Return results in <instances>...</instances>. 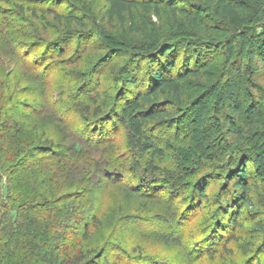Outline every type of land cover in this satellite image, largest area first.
<instances>
[{"label": "trees", "instance_id": "1", "mask_svg": "<svg viewBox=\"0 0 264 264\" xmlns=\"http://www.w3.org/2000/svg\"><path fill=\"white\" fill-rule=\"evenodd\" d=\"M74 1L81 8L60 12L57 5L42 3L23 7L22 14L29 12L37 15L42 12L53 17L57 23L64 24L69 32H75V28L80 32L86 31V2ZM88 1L93 5L97 0ZM103 1L106 4L104 19L111 26L116 23L124 25L129 19L135 29L139 13L160 18L163 8H167L175 28V33L168 36L156 35L148 29L146 40L129 44L125 49L129 52V65L122 69L124 95L118 96L117 101L122 103L119 118L126 128V144L118 142L119 137L103 139L102 133L88 126L83 127V133L90 134L89 139L70 133L67 116L59 113L62 105L69 104L66 103L65 87L61 88L55 102L48 93L42 95L40 106H48L52 111L48 107L34 109L31 106L33 104L26 99L32 96L36 98L33 95V82L49 85L41 67L52 58L53 53L38 55V49L27 52L20 45L8 44L6 36L10 33L5 22L0 24V58L4 57L0 59V264H65L64 259L57 260L54 254L56 250L59 251L57 239L61 234L67 231L68 238L73 233H68L72 220L55 215L58 213L53 207L65 202L59 200L61 191L65 185L74 188L92 184L93 180L100 177V173L111 175L110 167L116 164L119 153L124 149H132L137 156L146 158L142 167L146 174L140 179L147 183L146 186L157 184L153 180L154 175L158 178L159 174H165L168 165L166 153L160 148L155 130L178 128L186 120L189 101H186L184 84L191 79L202 78L205 71L209 72L215 67L211 59L199 62L196 58L208 42L199 37L196 31H189L187 28L191 25H200L209 32L227 36L221 43L226 55L223 65L226 68V90L220 92L214 108L210 101H199V106H196L203 120L212 111L223 118L221 123L217 122L207 132L203 131L201 125L202 131L192 130L191 137L185 138V142L169 139L167 145L170 148L176 150L177 147L187 146L195 152L187 151L184 154V151H180L179 155L177 151L174 154L177 166L186 172H174L172 168L173 171H167L168 180L181 178L182 181L188 174L195 176V170L187 173L192 165L197 167V161L193 159L195 153L199 154L202 148L208 147V150L213 151L211 154H217L219 148H215L213 136L219 135L225 139L227 136L232 159L226 160L223 171L226 175L225 184L231 190L222 206L228 215L224 217L227 218L228 233H231L229 228L233 231L242 227L241 221L245 214L252 212L255 207L253 194L259 187L255 178H264V96L258 98V103L249 104L248 112H245L244 103L235 105L231 101L235 99L237 90L250 79L252 82L254 79L259 80L264 85V0ZM0 2L8 3L7 0ZM2 16L0 12V18ZM39 41L42 47L48 48V41ZM192 52L196 55H192ZM5 55L11 56L10 59ZM32 56L38 57V60L23 61L25 57ZM21 68H29V72H34V80L27 78V72ZM70 92L73 97L75 92L72 86ZM224 108L228 111L226 114ZM46 113H50L55 121L61 120L65 124L64 127L58 125L63 134L59 141L51 138L39 126V118ZM104 113L98 105L89 117L101 118ZM114 115L117 116V113ZM113 124L114 127L118 126L115 122ZM107 144L120 148H117L116 153H113L115 150L108 153L102 149ZM129 153L121 155L125 162H132L136 157L134 153ZM210 160L200 167L210 164ZM252 163L256 164L254 169L249 165ZM69 174H72L73 179L60 181ZM119 175L122 176L121 172ZM207 191L206 184H200L196 189L194 193L198 203L208 199ZM87 221L84 220L83 225L86 238L90 235ZM258 227L264 232L262 221ZM79 239L81 237L75 233L71 248L78 244ZM83 250H80L79 262L99 264L96 258L100 257L95 254L97 249L88 250H94V253ZM87 253L95 257L88 258Z\"/></svg>", "mask_w": 264, "mask_h": 264}, {"label": "rangeland", "instance_id": "2", "mask_svg": "<svg viewBox=\"0 0 264 264\" xmlns=\"http://www.w3.org/2000/svg\"><path fill=\"white\" fill-rule=\"evenodd\" d=\"M7 1L8 3L0 2V12L3 15L0 24L5 22L7 32L10 33L6 36L8 44L20 45L27 52L38 49V55L44 52L53 53L52 58L41 67L49 85L33 82V95H36V98L32 96L26 101L33 104L31 106L34 109L41 110L48 107L40 106L42 95L48 93L55 102L61 88L65 87L66 103L69 104L62 105L59 113L67 116L70 133L80 137L84 135L83 127L88 126L102 133L103 139L119 137L118 142L126 144V128L119 118L122 103L117 101L118 96L124 95L122 69L129 65V52L125 49L129 44L134 45L146 40L148 29L156 35H173L175 28L168 9L163 8L160 18L139 13L136 28L133 29L129 19L124 25L116 23L111 26L104 19L106 4L103 0H97L93 5L92 2L83 0L87 5L85 10L88 28L83 32L78 28H75V32H69L64 24L57 23L53 17L42 12L37 15L29 12L22 14V8L44 3L57 5L60 12H68L78 10L81 6L74 0ZM188 27L189 31H196L199 37L208 42L201 54L192 52V55L198 56L196 58L199 62L213 60L215 67L209 72L205 71L202 78L191 79L184 84L186 101H189L186 120L180 123L178 128L165 127L155 130L160 148L166 153L168 165L165 167V174H159L158 178L153 176L158 185L146 186L147 183L140 181L146 174L143 171L146 158L137 156L132 149H124L119 153L116 164L110 167L111 175L100 173V177L87 186L68 188L65 185L59 199L65 202L53 208H56L58 213L55 215L63 216L68 221L72 220L67 229L68 233H73L67 238V231L63 232L57 239L59 251L54 253L57 260L64 259L65 264H86L79 262L80 250L84 248L83 252L88 253H94V250L88 251L90 249L98 250L95 254L100 257L96 258L99 264H264V232L258 227L260 221L264 223V178H255L259 187L253 194V211L245 214L243 222L241 221L242 227L233 231L229 228L231 233H228L227 218H224L228 215L222 203L231 190L230 186L225 184L226 175L223 171L226 160L232 159L229 137L226 136L225 139L219 135L213 136L215 148H219L217 154H211L213 151L208 150V147L202 148L199 154L195 153L193 159L197 161L199 168L192 165L187 169V173L199 171L195 176L185 174L187 176L184 175L182 181L181 178L168 180L167 171L186 172L177 166L174 154L177 151L179 155L180 151H184V154L187 151L195 152L187 146L172 149L167 145L169 139L179 143L182 140L185 142L191 137L192 130L202 131L204 127L203 131L207 132L217 122L221 123L223 118L212 111L211 115L203 120L196 106H199L200 102L210 101L214 108L220 92L226 90V68L223 67L226 55L221 43L227 36L209 32L200 25ZM71 34L73 35L70 36ZM40 39L48 41V48L42 47ZM21 53L24 54L23 51ZM5 57L10 59L11 56ZM36 60L38 57L32 56L25 57L23 61ZM24 68L21 69L27 72V78H35L34 72ZM70 86L75 92L73 97ZM263 86L259 80L254 79L252 82L250 79L237 90L231 103H244L245 112H248L249 104L258 103V98L264 96ZM74 97L78 99L75 100ZM98 105L105 113L101 118L91 119L89 116L94 114ZM48 109L52 111V108ZM223 112L226 114L228 111L224 108ZM39 121L41 130L51 138L56 141L63 138L60 127L65 124L61 123V120L55 121L50 113H46ZM114 122L117 127H114ZM84 136L90 138V134ZM176 138L178 140H175ZM108 145L102 147L103 151L109 153L115 150L113 153H116L117 148H120ZM125 153H134L136 157L132 162H125L121 158ZM208 159H211V163L200 167L209 161ZM249 165L253 169L256 167L253 163ZM120 172L122 176L119 175ZM200 173H203L202 176H197ZM66 179H73L72 174L60 181ZM200 184L208 186V199L198 203L194 192ZM84 220H88V238L83 233ZM75 233L81 239L71 248V239ZM228 236L231 241L227 240ZM88 253V258L95 257Z\"/></svg>", "mask_w": 264, "mask_h": 264}]
</instances>
